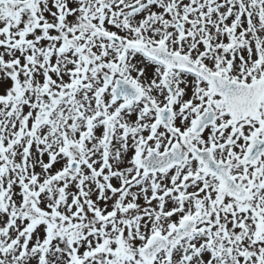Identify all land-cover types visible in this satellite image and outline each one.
I'll use <instances>...</instances> for the list:
<instances>
[{
	"label": "snow or ice",
	"instance_id": "6c2138e0",
	"mask_svg": "<svg viewBox=\"0 0 264 264\" xmlns=\"http://www.w3.org/2000/svg\"><path fill=\"white\" fill-rule=\"evenodd\" d=\"M0 264H264V0H0Z\"/></svg>",
	"mask_w": 264,
	"mask_h": 264
}]
</instances>
